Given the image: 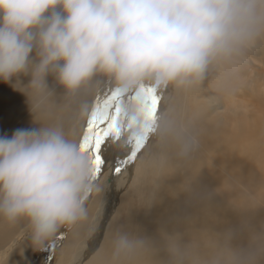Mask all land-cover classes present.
Returning <instances> with one entry per match:
<instances>
[{
	"label": "clouds",
	"instance_id": "9594fccd",
	"mask_svg": "<svg viewBox=\"0 0 264 264\" xmlns=\"http://www.w3.org/2000/svg\"><path fill=\"white\" fill-rule=\"evenodd\" d=\"M260 40L264 0H0V81L24 93L32 112L25 89L55 95L52 76L83 118L90 97L105 85L125 96L147 86L189 91ZM21 76L29 77L26 84ZM120 120L125 146L143 121L140 107L124 103ZM33 122L0 135V216L26 218L40 247L63 227L95 228L88 204L102 183L63 124ZM176 127L166 101L155 135L165 140ZM147 246L146 238L117 230L112 264H131ZM164 253L163 264H264V229L255 234L238 226L202 259L179 242Z\"/></svg>",
	"mask_w": 264,
	"mask_h": 264
},
{
	"label": "bare ground",
	"instance_id": "6f19581e",
	"mask_svg": "<svg viewBox=\"0 0 264 264\" xmlns=\"http://www.w3.org/2000/svg\"><path fill=\"white\" fill-rule=\"evenodd\" d=\"M256 45L264 48V40ZM212 76L209 72L199 86L189 91L170 87L162 93L161 107L166 101L172 107L177 127L175 134L165 140L153 134L142 151V175L136 188L141 190L139 194L147 205L143 203L142 214L133 215L126 232L132 234L131 226L137 223L134 235L146 238L148 246L131 258V264H163L164 248L170 242L185 245L196 259L206 258L228 240L232 229L239 226L255 234L264 229V129L259 126L245 135L238 131L227 135L218 117H213V121L211 115L205 117L206 90L220 100L221 82L214 84ZM20 79L26 84L29 77ZM48 82L50 88L55 84L52 76ZM54 90L55 95H37L25 89L31 112L27 96L10 83L0 81V135L10 136L17 128L35 127L34 118L42 125L63 124L76 138L83 118L74 114L72 106L62 103V87ZM210 140L212 145L208 147ZM194 141L198 152L193 155ZM124 148L119 143L104 153L108 163L103 170L110 171L105 182V187L111 188L109 199L102 207L100 226L90 230V236H84L86 240L75 234L76 227L68 234L63 227L39 251L32 242L26 218L9 221L0 216V264H44L36 261L43 253L49 255L45 264H112L117 231L105 242H100V237L114 211L113 191L124 188L131 175L130 164L118 175L112 171L115 155L122 157L127 152ZM151 168L156 172L147 173ZM233 175L242 184L233 182Z\"/></svg>",
	"mask_w": 264,
	"mask_h": 264
},
{
	"label": "rangeland",
	"instance_id": "374dc122",
	"mask_svg": "<svg viewBox=\"0 0 264 264\" xmlns=\"http://www.w3.org/2000/svg\"><path fill=\"white\" fill-rule=\"evenodd\" d=\"M253 47L246 53V55L242 59L234 62L233 64L229 66H216L210 70L213 75L212 82L214 81V84L217 81L221 82V90L219 94L220 100L215 98L211 91L206 90L205 101L207 109L205 111L206 116H204L207 117V115H211L209 116V118L211 119L210 121H213V117H218V122L221 124L224 129V132L227 135H232L236 131L245 135L259 126L264 129V48H261L262 46L259 47L256 44ZM220 74L222 77L220 76ZM59 87L61 86L55 82V84L51 88L56 89ZM108 87L109 85H105L101 90H99L90 97L91 106L95 98L98 95L102 94L104 91H106ZM210 94L212 96H210ZM225 94L228 97H226ZM62 103L66 106H72L66 97L63 99ZM215 108L218 109L216 110ZM214 109L216 110V113ZM73 112L74 114H77L74 108ZM87 118L88 115L83 117L80 122V133L76 137L78 142L81 141L83 133L86 129ZM207 143L208 144H205L208 147L212 145L211 140ZM110 147L111 144L106 146L104 153H106L107 149ZM115 149L116 146L114 147L112 153ZM126 151H128V149L125 147L124 152ZM197 152L198 146L197 143L194 141L192 143L191 153H193L194 155ZM118 157L119 155L116 154L115 159L113 161L115 162ZM107 163L108 159L106 158V163L104 167H106ZM142 168L143 163L141 152L139 153L138 158L130 164L131 175L129 180H126V185L124 186V188H118V190L116 189V191H113L115 195V204L114 199H112L111 204L113 206L111 210L114 211L110 217L108 226L104 229L103 234L100 237V242L103 239V242H105L108 239L107 237H109L112 233H115L117 230L126 231L128 228L126 227L127 224L133 221V215L143 213L142 206L143 203L147 205V201L146 199L144 200V197L139 194V191L141 190L139 188H136L137 185L140 184L138 182V179L142 175ZM152 172H156V169L151 168L147 170V173L149 174ZM261 173L264 177V163L262 165ZM109 174L110 171L108 169L103 170V175L100 176L102 183V191L95 194L88 204L90 218L94 220L96 227L100 226L101 220L104 217L103 211L101 215V210L103 205L104 208L106 207L107 201L109 199V196H107V194L111 188L105 187V182L108 180ZM231 179L233 182L242 184L234 175L231 177ZM262 210L264 211V209ZM83 224L84 226H82ZM78 225L82 227H78ZM136 225L137 223L133 227L131 226V228H133L132 231H130L132 232V235L137 233V229L135 228ZM75 227V234L82 237V240H86L84 236H90L89 234H91L90 232L92 230L90 231L88 222L77 224L71 227L69 231H67L66 227L65 233L68 234L69 232H71L72 228ZM114 228H116V230H114ZM102 243H100L99 245H101ZM85 244H87L86 241ZM50 246L51 245H49L48 247ZM48 247H46L45 249H47ZM81 248L83 249V247ZM43 249L44 246L38 247L39 251ZM48 258L49 255L43 253L42 256H40L36 261H42L45 264L47 263Z\"/></svg>",
	"mask_w": 264,
	"mask_h": 264
},
{
	"label": "snow or ice",
	"instance_id": "6c2138e0",
	"mask_svg": "<svg viewBox=\"0 0 264 264\" xmlns=\"http://www.w3.org/2000/svg\"><path fill=\"white\" fill-rule=\"evenodd\" d=\"M162 100V92L151 86L142 87L127 96L109 86L95 98L88 113L86 129L79 142L81 151L91 158L94 179L103 175L106 163L105 147L109 144L118 145L122 140L124 126L120 120L121 106L126 102L137 104L141 109L143 121L139 131L126 141L125 147L128 151L115 161L112 171L117 175L138 158L150 137L155 134Z\"/></svg>",
	"mask_w": 264,
	"mask_h": 264
}]
</instances>
